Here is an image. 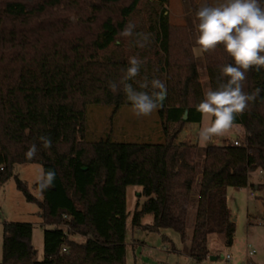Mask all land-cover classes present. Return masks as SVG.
Here are the masks:
<instances>
[{
	"label": "trees",
	"instance_id": "16d2710c",
	"mask_svg": "<svg viewBox=\"0 0 264 264\" xmlns=\"http://www.w3.org/2000/svg\"><path fill=\"white\" fill-rule=\"evenodd\" d=\"M169 1L0 0V184L13 175L16 164L40 163L43 172H56L41 198L16 177L26 199L38 205L44 258L38 259L31 223L6 221L0 264H126L129 185L141 186L147 197L137 204L134 227L150 232L172 228L185 237L201 158L199 145L179 135L185 124L202 121L196 105L205 94L189 29L171 23ZM197 10L194 6L196 27ZM129 22L135 32L152 34L146 47H138L135 36H119ZM202 52L215 90L227 80L221 68L234 61L223 45ZM132 56L145 61L128 81L133 88L151 92L139 88L145 77L167 86L164 106L157 109L159 140L88 137L90 105H131L120 81ZM246 77V93L261 91L234 121L245 135L237 145L205 148L188 251L198 263L212 255V234L223 233L233 242L236 224L227 188L264 190V68H253ZM110 82L117 83L116 93ZM42 135L51 137V148H43ZM33 143L38 154L28 160L25 152ZM255 172L257 182L251 179ZM146 214L153 221L143 224Z\"/></svg>",
	"mask_w": 264,
	"mask_h": 264
},
{
	"label": "rangeland",
	"instance_id": "374dc122",
	"mask_svg": "<svg viewBox=\"0 0 264 264\" xmlns=\"http://www.w3.org/2000/svg\"><path fill=\"white\" fill-rule=\"evenodd\" d=\"M224 2L225 0H170L167 6L171 23L176 26H186L189 29L204 94L210 89V83L203 52L196 44L198 31L193 10L194 6L198 8L205 4L217 6ZM261 4L264 6V2ZM158 119L157 110L148 117L137 118L132 112V105H125L118 109L110 105H90L87 135L95 140L110 136L123 141L152 140L157 142L161 135V131L158 130ZM206 123L208 121L203 117L201 123L189 125L193 138L188 139V143L193 139H199V130ZM181 132V136L189 138L186 131ZM244 135L245 129L241 125L234 124L233 129L224 136L214 137V143L202 145L199 141L201 161L197 167V178L193 183V194L188 206L184 238L172 228L163 229L160 232H150L134 227L133 219L137 204L139 203L140 206L147 197L141 195V186L129 185L127 187L126 264H248L249 262L264 264V190H256L252 187L230 186L227 188L229 213L232 215V220L235 219L236 224L233 242L228 243L225 234L215 233L210 237L209 246L216 259L208 258L203 263H198L188 254L197 214L200 171L205 148L209 144H230L234 140H241ZM181 136L179 135V140L184 139ZM42 172L43 167L40 163L16 164L13 175L0 184V262L3 258V224L6 221L31 223L33 225L32 242L37 250L38 259L44 258V227L38 215V205L36 202L26 199L23 192L19 190L16 180L18 177L26 183L33 195L41 198V193L35 184ZM251 179L259 181L258 172L253 173ZM252 193L255 195H251ZM152 220L153 216L146 214L142 217L141 222L146 224ZM74 236L78 240L83 239L79 235ZM249 249L254 250V254H249ZM228 255L230 259L227 258Z\"/></svg>",
	"mask_w": 264,
	"mask_h": 264
},
{
	"label": "clouds",
	"instance_id": "9594fccd",
	"mask_svg": "<svg viewBox=\"0 0 264 264\" xmlns=\"http://www.w3.org/2000/svg\"><path fill=\"white\" fill-rule=\"evenodd\" d=\"M196 19V44L200 49L209 52L223 45L234 61L221 68L222 77H227L226 82L221 83L215 90L208 89L204 99L196 105L197 111L208 121L198 133L200 143L206 145L214 143V137H222L233 129L236 116L243 114L261 91L256 89L249 94L243 89L246 73L253 68H264V6L261 0H225L217 6L202 5L196 11ZM135 28L136 25L129 22L119 36H135L137 46L146 47L152 34L137 33ZM143 63L145 61L138 56L130 57L129 66L120 81L137 118L148 117L158 108H162L168 94L166 84L160 79L148 81L145 77L139 83L140 89L151 88V92L138 91L128 83L139 75ZM108 86L113 93L118 91L117 83L110 82ZM39 141L45 149L52 147L50 136L42 135ZM37 154V145L33 143L25 152V158L33 160ZM55 178L54 170L42 172L36 181L39 192L43 194L52 187Z\"/></svg>",
	"mask_w": 264,
	"mask_h": 264
},
{
	"label": "crops",
	"instance_id": "0c3cea01",
	"mask_svg": "<svg viewBox=\"0 0 264 264\" xmlns=\"http://www.w3.org/2000/svg\"><path fill=\"white\" fill-rule=\"evenodd\" d=\"M202 119H203V118H202ZM191 123H193V122L187 123L186 126H185L184 129H183L184 131L187 132L186 135H187L189 138H184V136H181V134H182V132H181V133H180V136L184 138V139H180L181 141L188 142V139H190V138L192 139V138H193L192 135H191V133H190V128H189V125H190ZM200 123H201V122H200ZM235 125H236V124H235ZM237 125H239V124H237ZM187 126H188V128H187ZM158 128H159V127H158ZM158 130L160 131V129H158ZM183 130H182V131H183ZM186 135H185V136H186ZM189 143H192V144H198V145H199V139H198V138L195 139V140L193 139V141H191V142H189ZM256 192H257V191H256ZM256 192H254V193L256 194ZM255 194L252 193L251 195L254 196ZM227 204H228V200H227ZM228 209H229V205H228ZM229 210H230V209H229ZM230 216H231V218H232V215H231V214H230ZM152 221H153V220H152ZM150 223H151V222H150ZM215 259H216V258H215ZM212 260H214V259H212Z\"/></svg>",
	"mask_w": 264,
	"mask_h": 264
},
{
	"label": "built area",
	"instance_id": "2783aa9c",
	"mask_svg": "<svg viewBox=\"0 0 264 264\" xmlns=\"http://www.w3.org/2000/svg\"><path fill=\"white\" fill-rule=\"evenodd\" d=\"M232 143H234V144H238L239 142H238V140H234ZM0 168H2L1 166H0ZM62 250L63 251H65L66 250V246H64L63 248H62ZM254 250H251V249H249V254H254ZM228 259H230V256L228 255V257H227Z\"/></svg>",
	"mask_w": 264,
	"mask_h": 264
},
{
	"label": "water",
	"instance_id": "95a60500",
	"mask_svg": "<svg viewBox=\"0 0 264 264\" xmlns=\"http://www.w3.org/2000/svg\"><path fill=\"white\" fill-rule=\"evenodd\" d=\"M187 111L185 112V114H184V119H186L187 118ZM233 221H235V219H233ZM216 257L215 256H213V255H211L210 257H209V259H215Z\"/></svg>",
	"mask_w": 264,
	"mask_h": 264
}]
</instances>
